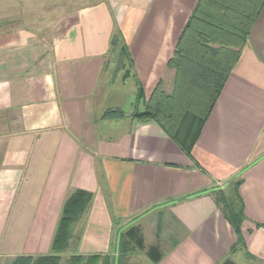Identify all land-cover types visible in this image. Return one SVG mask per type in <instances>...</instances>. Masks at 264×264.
Returning a JSON list of instances; mask_svg holds the SVG:
<instances>
[{
  "label": "crops",
  "instance_id": "1",
  "mask_svg": "<svg viewBox=\"0 0 264 264\" xmlns=\"http://www.w3.org/2000/svg\"><path fill=\"white\" fill-rule=\"evenodd\" d=\"M198 2L2 6L0 119L8 143L0 161V264H105L119 255L130 223L161 254L156 264H264V6L191 153L157 121L134 116L158 84L172 91L169 60ZM235 178L246 215L242 242L212 192ZM77 192L87 201L67 246L56 250ZM32 194L27 222L10 223L15 201L24 202L20 213Z\"/></svg>",
  "mask_w": 264,
  "mask_h": 264
},
{
  "label": "trees",
  "instance_id": "2",
  "mask_svg": "<svg viewBox=\"0 0 264 264\" xmlns=\"http://www.w3.org/2000/svg\"><path fill=\"white\" fill-rule=\"evenodd\" d=\"M264 0H199L185 28L181 32L169 66L175 70L172 91L167 93L161 84L154 89L143 111L134 116L153 119L182 147L191 153V147L204 121L215 105L219 93L237 62ZM117 40H113L115 47ZM126 56L123 47L119 54L121 65ZM143 97L139 89L138 98ZM123 115L121 110L107 111L106 116ZM189 121L192 138L182 141L178 138L180 128ZM241 178L233 179L226 189H215L213 194L218 207L232 225L238 242L243 241L242 225L246 219L243 200L239 193ZM83 192L75 193L66 203L55 249H64L69 238L72 222L81 214L86 203ZM118 256L122 259L128 251L126 238L118 240ZM150 254H161L151 248Z\"/></svg>",
  "mask_w": 264,
  "mask_h": 264
},
{
  "label": "rangeland",
  "instance_id": "3",
  "mask_svg": "<svg viewBox=\"0 0 264 264\" xmlns=\"http://www.w3.org/2000/svg\"><path fill=\"white\" fill-rule=\"evenodd\" d=\"M16 1H20V0H0V9H2V6L4 4H12ZM116 66V65H115ZM119 66V64H118ZM117 66V67H118ZM138 111V110H137ZM136 111V112H137ZM190 124L189 121L186 122V124H184L180 130H179V134L177 135L178 138L182 141H187L189 142V140L192 138L195 130L193 129V131H191L190 133ZM7 143H8V138L7 135H5L3 133V128L1 125V119H0V161L2 160V158L4 157V155L6 154V148H7ZM27 186V185H26ZM24 188H28V187H24ZM22 189L18 195V198L22 197V193H23ZM36 191V190H35ZM30 197V199H28L26 201L27 205L30 203L31 205L33 204L34 201H36L34 199V196L32 194V196H28ZM23 201L22 200H16L13 206V210H12V214L11 215V222L18 221V217L21 219V223H26L28 220V213L30 212V205L25 206V210L18 213L19 211H21L20 207H22L23 205ZM14 229V228H13ZM122 238H126V242L128 244V251L126 252V256L124 257V259H122V256H118L116 255L115 257H112V260L106 262L105 264H156V259L157 256L150 254V250L151 248L148 247V245L146 244L145 241V235L143 233V231L141 230V228L134 224V223H130L128 224L127 228L124 229L122 232ZM149 242V240H147ZM118 244V243H117ZM116 244V251L118 250V246ZM74 247H71V251H73ZM112 250H115V248H112ZM69 264V263H67ZM90 264H95V263H90ZM101 264V262L99 263ZM222 264H230V263H222ZM236 264V263H235Z\"/></svg>",
  "mask_w": 264,
  "mask_h": 264
}]
</instances>
